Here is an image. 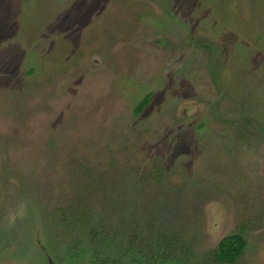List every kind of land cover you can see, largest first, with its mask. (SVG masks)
Instances as JSON below:
<instances>
[{"label":"rangeland","instance_id":"374dc122","mask_svg":"<svg viewBox=\"0 0 264 264\" xmlns=\"http://www.w3.org/2000/svg\"><path fill=\"white\" fill-rule=\"evenodd\" d=\"M0 264H264V0H0Z\"/></svg>","mask_w":264,"mask_h":264},{"label":"trees","instance_id":"16d2710c","mask_svg":"<svg viewBox=\"0 0 264 264\" xmlns=\"http://www.w3.org/2000/svg\"><path fill=\"white\" fill-rule=\"evenodd\" d=\"M151 94H147L137 105L136 111L141 112L148 104ZM246 247V239L241 234H232L221 240L215 252L217 260L234 263L242 255Z\"/></svg>","mask_w":264,"mask_h":264}]
</instances>
